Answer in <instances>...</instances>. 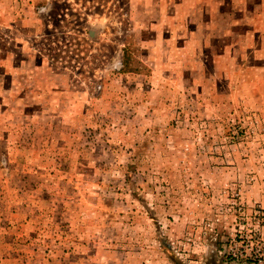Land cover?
Segmentation results:
<instances>
[{
  "label": "rangeland",
  "instance_id": "1",
  "mask_svg": "<svg viewBox=\"0 0 264 264\" xmlns=\"http://www.w3.org/2000/svg\"><path fill=\"white\" fill-rule=\"evenodd\" d=\"M0 264H264V0H0Z\"/></svg>",
  "mask_w": 264,
  "mask_h": 264
}]
</instances>
